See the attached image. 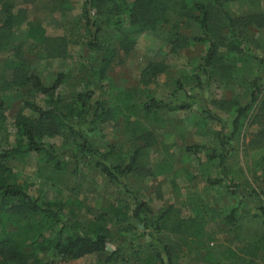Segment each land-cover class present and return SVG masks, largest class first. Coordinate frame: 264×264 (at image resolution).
<instances>
[{"label":"trees","instance_id":"trees-1","mask_svg":"<svg viewBox=\"0 0 264 264\" xmlns=\"http://www.w3.org/2000/svg\"><path fill=\"white\" fill-rule=\"evenodd\" d=\"M53 2L62 8V12L69 8L67 0ZM236 2L253 6L257 0H83L79 17L84 22V30L89 33L85 46L103 54L100 68L95 71L102 79L116 61L119 49L125 48L124 52L128 54L135 37L143 33L158 36L167 26L171 29L163 36L172 53L194 43L206 46L198 73L186 78V83L195 85L199 93L205 86L217 82L215 75L230 83V80H239L240 73H252L256 67L255 76L250 83L247 82L248 98L244 105L235 99L212 103L230 115L228 133H225V123L201 105L200 95L187 94L180 82H176V93L183 98L176 105L153 98L137 104L135 95L125 91L109 93L108 100L95 99L90 89L66 97L61 94L63 75H58L54 83L46 87L39 77L28 75V64L21 58L20 51L12 53L13 60L8 64L12 77L7 86L22 89L29 85L42 99L43 105L25 102L24 108L35 118L18 114L14 122L15 147L0 153V264H67V261L104 254L108 245L113 244L105 214L99 213L87 222L65 220L60 215L61 204L41 203L30 196L28 187L18 183L12 169L6 165L16 157L37 154L46 165H50L48 179L59 180L68 163L61 160L52 140L62 136L63 132L73 137L72 144L77 150L76 155H70L74 160V170L81 161H91L109 182L118 184L134 200L132 209L125 205H110L108 208L113 228L117 231L130 230L131 221H135L149 238L147 248L127 252L121 258L123 262L177 264L180 255L195 253L200 255L204 264H264V207L252 214L243 213L247 205L244 200L258 196L246 175L264 178V58L255 53L260 45L248 37L251 28L264 32V12L236 16L230 11ZM2 10L0 52L7 48L8 38L23 25L26 39L41 45L47 43L49 38L45 29L27 21L24 13L14 8L9 0L3 1ZM99 21H103L106 29L111 31L102 29ZM182 22L194 26L197 34L192 38L180 34ZM76 31L68 36L73 38V44H80L86 34L80 28ZM118 36L122 42H117ZM67 38L63 36L60 39L62 47L67 45ZM161 68L151 65L142 73V82H153L162 73ZM247 80L244 78L242 81ZM255 105L257 111L252 122L263 128L252 136L241 157L245 164L243 169L237 161L234 144H239L240 132ZM193 107L200 108L202 118L199 119L205 128L206 121L220 124L219 131H208L215 143L206 154L200 170L201 178H205L209 186L222 187L227 196L242 199L220 213L200 202L194 203L187 217L180 215V208L173 216L175 209L172 206L156 215L144 193L130 189L127 180L131 176L158 178L172 175L175 181L181 176L180 170L174 171L170 153L165 152L161 161L148 163L144 152L157 144L156 131L160 128L163 112L190 111ZM6 110L0 86V128L5 122ZM139 114L146 121L144 124L138 118ZM117 118L123 119L127 141L134 147L130 155L123 153L116 144H111L105 151L93 148L91 133L99 124L116 121ZM206 149L205 146L192 145L184 151L198 154ZM71 199L70 204L84 207L76 199ZM216 221L228 231L230 245L217 243L216 234L207 231V225ZM115 252L107 255L106 262L122 253V249ZM39 254H54L55 257L43 261Z\"/></svg>","mask_w":264,"mask_h":264},{"label":"rangeland","instance_id":"rangeland-1","mask_svg":"<svg viewBox=\"0 0 264 264\" xmlns=\"http://www.w3.org/2000/svg\"><path fill=\"white\" fill-rule=\"evenodd\" d=\"M3 1L0 0V21L4 19ZM9 2L14 8L24 13L27 21L43 27L49 40L45 45H41L26 39L23 25L8 38L7 48L0 52V86L3 88L4 102L7 107L5 122L0 128V153L15 147L14 122L17 115L22 114L32 119L35 118L24 108L25 102L34 101L43 105L42 99L29 85L22 89L7 86L12 77V69L8 67V64L10 60H13L12 53L18 51H20L21 58L28 64V75L39 77L46 87L51 86L58 75H63L65 79L61 94L66 97H72L79 91L90 89L94 92L95 99L108 100L109 93L125 91L135 95L137 104L153 98L176 105L183 98L181 94L176 93V82H180L184 85L187 94L197 95L198 93L201 105L206 106L211 113L225 123V133L230 131L231 117L227 112L214 107L213 101L229 102L235 99L241 105L247 101V82L250 83L249 81L255 76L256 67L251 70L252 73L245 71L240 73L241 78L230 80V83L223 80V77L215 75L214 79L217 82L205 86L199 93L195 85L186 83V78L198 73L197 68L201 65V57L205 55L206 46L194 43L187 48H180L177 53H172L171 46L163 36L164 32L170 31L169 26L165 27L158 36L143 33L135 37L134 45L128 54L124 52L125 48L119 49L116 61L111 64L105 78L102 79L95 71L100 68L99 63L103 54L91 51L85 46L89 33L84 30V22L79 18L83 0H67L69 8L63 12L53 0H9ZM230 11L236 16H243L248 12H264V0H257L253 6L236 2L231 5ZM98 24L102 29L111 31L106 29L103 21H99ZM78 28L86 34V37L80 44H73V38L68 35L77 33ZM179 32L188 38L197 34L194 26L184 22L179 25ZM63 36L69 38H67V45L62 47L60 39ZM248 37L260 45L255 53L258 57L264 58V32L251 28ZM117 40V42H122L121 36H118ZM151 65L161 66L162 73L157 79L152 80L153 82L144 84L142 73ZM244 78L248 80L242 81ZM256 111L257 105L253 107L244 123L240 132L239 144H234L237 161L243 169H245V164L241 157L247 150L252 136L263 128L262 125L252 122ZM138 118L141 119L142 124L146 122L142 120L141 114ZM199 118H202V115L198 107L184 112H163L160 128L156 131L157 144L144 152L148 163L161 161L164 159L165 152L170 153L173 157L174 171H181L179 178L174 181L172 175L158 178L143 175V177L131 176L127 180L130 189H139L144 193L149 206L156 215L172 206L175 209L173 216L181 210L180 215L187 217L194 203L200 202L206 203L211 210L220 213L227 207L235 206L242 199L227 196L222 187L209 186L204 181L205 178H201L200 170L206 161V154L215 143L214 137L208 131H219L220 124L215 121H206V130L205 124ZM124 126L122 118L99 124L97 130L91 133L93 148L97 151H105L111 144H116L123 153L130 155L134 147L127 141ZM72 140L73 137L67 132H63L62 136L52 140L61 160L68 163L66 172L59 180L50 181L48 179L50 165H46L37 154H28L22 158L16 157L7 161L6 165L12 169L16 181L28 187L30 196L37 198L41 203L61 204L63 209L61 208L60 215L65 220L76 219L80 222H87L99 213L106 215L107 228L112 233L113 244L108 245L104 254L67 261V264H133L123 262L121 258L127 252L132 253L137 249L147 248L149 238L140 227L138 228L135 221H131L130 230L117 231L115 227L113 228L108 208L110 205H125L132 209L134 200L118 184L109 182L99 170L94 168L91 161H81L74 170V160L71 156L76 155L77 150ZM192 145L205 146L208 150L198 154L185 153L184 149ZM246 178L258 195L255 198L244 200L247 205L243 213L252 214L264 207V178L249 175H246ZM70 197L82 203L84 207H76L72 202L70 204ZM221 226L216 221L208 224L206 229L216 234L217 243L228 246L230 236L228 231L223 230ZM170 241L175 242L174 239ZM118 248L122 249V253L117 254L109 263L106 262L107 255L116 253ZM38 257L43 261H49L55 256L54 254H39ZM178 260L177 264H204L201 262L200 255L195 253L180 255Z\"/></svg>","mask_w":264,"mask_h":264}]
</instances>
